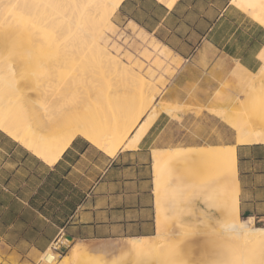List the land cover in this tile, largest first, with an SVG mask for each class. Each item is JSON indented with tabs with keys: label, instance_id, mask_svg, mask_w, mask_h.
<instances>
[{
	"label": "crops",
	"instance_id": "obj_1",
	"mask_svg": "<svg viewBox=\"0 0 264 264\" xmlns=\"http://www.w3.org/2000/svg\"><path fill=\"white\" fill-rule=\"evenodd\" d=\"M244 9L233 0H121L111 16L133 36H142L136 27L156 41L141 40L164 52L152 62L170 65L171 53L183 61L165 88L166 100L181 109L189 104L186 94L210 91L213 79L232 67L252 73L261 67L264 25ZM174 122L181 127L160 112L135 146H127L128 136L112 155L77 136L52 165L21 144L0 145V257L42 252L58 240L153 236V151L205 145L184 142L170 129ZM235 150L239 216L251 226L264 224V143L236 144ZM200 156L206 176L213 155Z\"/></svg>",
	"mask_w": 264,
	"mask_h": 264
},
{
	"label": "rangeland",
	"instance_id": "obj_2",
	"mask_svg": "<svg viewBox=\"0 0 264 264\" xmlns=\"http://www.w3.org/2000/svg\"><path fill=\"white\" fill-rule=\"evenodd\" d=\"M12 1L0 0V67H4L6 62L13 61V64L20 68L24 65L25 54L27 57L32 56L28 59H34L33 75H20L15 82L17 87H28L43 77L42 61L52 57L54 52L49 50L51 53L48 51L43 54L41 50L33 49L28 40L32 25L30 26L31 21L26 9H15ZM56 1L58 5H54L53 2ZM79 1L81 0H33L28 8L46 12L51 7L48 13L51 11L56 13L55 19L48 24L49 27L53 25L52 30L65 29L70 20L71 23L81 20L80 26H89L91 24L89 21L75 15L78 7L75 4ZM244 10L264 25V3L261 0H257ZM127 26L128 24H116L111 16L109 22L95 36L96 41L107 53L133 69L136 79L144 81L145 97L129 95L122 99H132L136 108L149 104L143 115L154 107L156 115L150 126L160 112H165L180 122L181 127L178 122L170 123V129L181 135L184 142L205 144L176 146L156 151L161 158L159 163L152 154L156 232L146 239L155 247L136 252L128 244L131 238L82 242L58 240L47 250L35 254L8 253L0 257V264H264V239L248 242L246 245L249 249L247 248L248 251L244 254L245 242L242 245L245 247L241 248L239 243L242 242L233 240L240 237L228 233L226 236L223 235L225 233L223 226L234 221L230 202L233 195H238V191L234 182L230 183L227 189L229 192H225L223 196L220 194L221 197L218 195L212 197V193L207 194L203 181L206 174L205 159L200 156L201 153L205 155L216 153L214 145L234 144L238 132L254 125L258 126L264 121V49L259 70L252 73L243 68L232 67L222 77L213 79L210 91L207 89L199 93L186 94L183 102L189 104L179 109L176 101L166 100L165 88L171 83L183 61L171 53L170 65L162 59L160 66L152 62L154 57H158L156 53L164 52L158 51L156 45L141 43L142 39L155 40L136 27L135 31L142 36L135 37L130 34ZM35 33L36 42L46 47L49 41L47 32L37 28ZM81 33L78 30V41ZM152 49L156 52H150ZM93 66L92 62H88L89 68ZM12 81L5 77L3 82L8 85ZM113 86L119 91L120 96L126 88L116 80ZM0 136L3 137L0 145L7 144L8 147L9 142H13L14 149L23 148L2 130ZM227 199L230 200L229 203ZM159 218L161 231L157 229ZM239 219L242 222L244 220L240 216ZM253 224L256 227H264L262 223ZM233 241H238V244H233ZM48 252L54 256L52 263L44 259Z\"/></svg>",
	"mask_w": 264,
	"mask_h": 264
},
{
	"label": "bare ground",
	"instance_id": "obj_3",
	"mask_svg": "<svg viewBox=\"0 0 264 264\" xmlns=\"http://www.w3.org/2000/svg\"><path fill=\"white\" fill-rule=\"evenodd\" d=\"M32 1L13 0L12 5L15 9H26L31 21L30 26L32 25L28 40L33 49L41 50L43 54L49 50L54 53L52 57L42 61L43 77L28 87H17L15 82L20 75H33L34 59H28L30 55L27 57L25 54L24 65L20 68L13 64V61L6 62L4 67H0V130L48 165L54 164L77 136L83 137L110 155L128 136L131 138L127 146H135L155 117V108L143 115L149 104L136 108L131 98L122 99L129 95L145 97L144 81L136 79L133 69L107 53L95 39L121 0L76 2L75 5L78 7L75 15L82 16L83 20L91 24L82 27L79 25L81 20L71 23L72 20L68 19L70 24L63 30L60 28L52 30L53 25L51 28L48 26L56 15L54 11L48 13L50 6L46 12L41 10L37 12L35 8L34 10L28 8ZM256 1L233 0L235 4L245 8ZM261 2L264 3V0ZM53 3L58 5L57 1ZM37 28L47 32L48 48L36 42ZM78 30L79 33L82 32L79 41ZM88 62L94 64L93 68L88 67ZM5 77L12 79V83L5 85L3 82ZM114 80L126 87L121 96L113 86ZM245 143H264V121L258 126L254 125L238 132L235 144L214 145L216 153L212 154L208 173L203 180L207 194L212 193L213 197L220 194L223 196L225 192H229L227 189L230 183L234 184V177L237 174L236 144ZM153 154L159 163L161 159L159 153L153 151ZM229 201L227 199L228 203ZM230 211L234 221L223 226L225 231L223 235L226 236L228 233L240 237L233 240L242 242L239 243L241 248L246 246L243 250L245 254L249 249L246 245L248 242L264 239V228L240 221L235 195L231 198ZM157 229L162 230L160 218ZM238 241H233V244L237 245ZM244 242L245 246H242ZM128 244L136 252L155 247L146 238H131ZM44 259L52 263L54 256L48 252Z\"/></svg>",
	"mask_w": 264,
	"mask_h": 264
},
{
	"label": "trees",
	"instance_id": "obj_4",
	"mask_svg": "<svg viewBox=\"0 0 264 264\" xmlns=\"http://www.w3.org/2000/svg\"><path fill=\"white\" fill-rule=\"evenodd\" d=\"M15 144H13V146H14Z\"/></svg>",
	"mask_w": 264,
	"mask_h": 264
}]
</instances>
